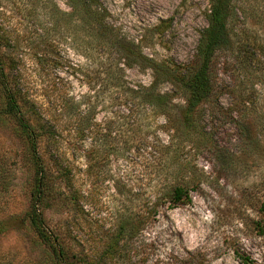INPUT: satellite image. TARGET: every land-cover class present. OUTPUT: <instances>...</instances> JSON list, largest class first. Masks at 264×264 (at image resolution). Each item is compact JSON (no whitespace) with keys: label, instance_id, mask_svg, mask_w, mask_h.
Here are the masks:
<instances>
[{"label":"rangeland","instance_id":"rangeland-1","mask_svg":"<svg viewBox=\"0 0 264 264\" xmlns=\"http://www.w3.org/2000/svg\"><path fill=\"white\" fill-rule=\"evenodd\" d=\"M53 1L69 10L66 0ZM98 2L108 21L158 62L187 64L207 26L208 0ZM231 6L237 15L233 32L264 45V0H231ZM29 8L28 0H0V10L14 15L8 30L18 48L11 40L8 52L18 60L21 87L39 110L52 106L54 93L85 102L80 110L92 112L82 141L74 145L63 134L51 144L50 159L46 141L36 144L50 188L38 210L62 259L25 223L35 166L17 124L0 122V264H264V235L258 232L264 204V58L237 68L219 57L218 79L226 93L220 105L233 116L205 117L212 148L189 144L174 151L163 116L124 102L125 93L118 96L105 85L100 50L86 57L81 42L64 38L63 27L50 31L51 40L40 37L33 19H22ZM123 73L130 86L147 87L153 80L149 69ZM192 176L199 187L190 192V203L171 209L164 200L151 215L157 193ZM123 221L127 231L121 230ZM135 223L139 230L129 231Z\"/></svg>","mask_w":264,"mask_h":264},{"label":"trees","instance_id":"trees-1","mask_svg":"<svg viewBox=\"0 0 264 264\" xmlns=\"http://www.w3.org/2000/svg\"><path fill=\"white\" fill-rule=\"evenodd\" d=\"M28 3L30 8L22 19L32 18L37 31L42 32L40 37H50L51 40L50 31L63 27L64 38H69L72 44L81 42L86 57L90 58L95 49L101 51V65L107 73V83L103 80L105 85L113 88V93L118 96L125 93L124 102L147 108L153 115L163 116L165 127L172 133L171 147L175 146L174 151L189 144L196 150L208 146L212 148L213 134L204 125L205 117L221 113L225 118L233 116L230 109L225 111L220 105V99L226 93L221 91L223 87L218 79L219 57L233 61L237 68H246L258 57L264 58V45L250 40L246 34L233 32L232 25L237 21V15L231 0H208L207 26L200 34L192 59L182 65L170 61L158 62L143 56L140 47L108 21L109 13L98 0H66L69 9L66 12L60 10L53 0H28ZM13 18V14L0 10V93L3 101L0 122L9 119L17 124L16 130L28 144L35 166L33 203L25 215V223L53 250L57 259H62L63 253L56 250L54 237L47 230L43 213L38 210L46 202L45 195L50 194V188L43 160L36 152V144L40 145L43 139L46 141L50 159L53 157L50 155L51 144L58 142L63 134L72 137L74 145L82 141L85 130L90 126L89 113L92 109L87 108L86 112H82L80 107L86 105L85 102L75 104L73 99L54 93L51 96L57 100L51 101L52 106H47L43 111L38 109L28 90L18 82L17 58H12L8 52L12 40L8 26ZM12 42L17 49L16 40ZM133 67L151 70L153 80L149 86H130L123 71L124 68ZM164 86H169L170 91L162 92ZM237 97L240 99V96ZM172 164H176L174 159ZM195 179L196 176H192L187 182L176 183L164 193H157V204L153 205L151 215L158 213V205L164 200L169 202L171 209L190 203V192L199 187ZM260 214L263 223L258 225V232L264 235V204L260 206ZM127 226L123 221L121 230L127 231ZM129 226V231L139 230L138 223Z\"/></svg>","mask_w":264,"mask_h":264}]
</instances>
